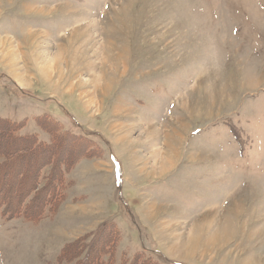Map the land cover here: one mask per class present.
<instances>
[{
  "label": "rangeland",
  "instance_id": "rangeland-1",
  "mask_svg": "<svg viewBox=\"0 0 264 264\" xmlns=\"http://www.w3.org/2000/svg\"><path fill=\"white\" fill-rule=\"evenodd\" d=\"M0 117L54 140V216H0V264L103 226L112 264H264V0H0Z\"/></svg>",
  "mask_w": 264,
  "mask_h": 264
},
{
  "label": "trees",
  "instance_id": "trees-1",
  "mask_svg": "<svg viewBox=\"0 0 264 264\" xmlns=\"http://www.w3.org/2000/svg\"><path fill=\"white\" fill-rule=\"evenodd\" d=\"M23 127L21 123L0 117V216L22 217L28 222L35 223L45 217L54 216L53 205L49 202L54 196V188L51 174L34 175L29 167L24 165V159L42 150L45 154L50 153L54 140L43 144L37 141L35 136L22 134ZM40 180L45 184L35 191ZM13 196L16 198V204H13L15 201L11 199ZM37 202L43 204L38 206ZM104 230L114 238L115 229L111 226L108 228L103 226L93 243L87 245L81 239L69 245L62 251L57 263L60 260L63 264H112L110 253L114 241H111V237L102 238ZM83 251H85L84 256L78 259L76 253ZM73 252L75 253L72 255ZM105 255L108 256L107 260L102 259ZM138 257L127 264H152Z\"/></svg>",
  "mask_w": 264,
  "mask_h": 264
},
{
  "label": "crops",
  "instance_id": "crops-1",
  "mask_svg": "<svg viewBox=\"0 0 264 264\" xmlns=\"http://www.w3.org/2000/svg\"><path fill=\"white\" fill-rule=\"evenodd\" d=\"M119 165H120V163H119ZM120 168H121V165H120ZM139 174H140V172H139ZM227 188L229 190H232L230 188V186ZM248 188H252V189L257 188V191H263L262 185H259L258 187H256V186L254 187L252 185L243 184L241 187H239L237 189L234 188V190H232L231 193L225 195V197L223 198L222 206L220 207V211H219L221 216H223L224 214H227V212H229L231 210H232V212H234L235 218L237 217V215L241 216L238 214V212H237L238 210H236V207H237L238 203H245L246 201H248V195H246V193L248 192ZM243 193H245V194H243ZM263 198H264V195H263ZM213 209H211L209 212L206 211V212H208L207 214H206V212L202 213L203 214L202 216L204 217V219H209L210 217L213 219L215 218L214 213H217V212H214V211L212 212Z\"/></svg>",
  "mask_w": 264,
  "mask_h": 264
}]
</instances>
